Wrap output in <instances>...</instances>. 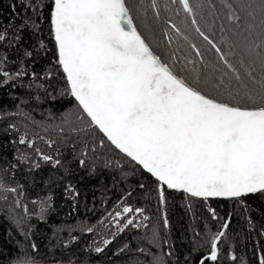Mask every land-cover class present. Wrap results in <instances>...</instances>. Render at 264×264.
<instances>
[{
    "label": "trees",
    "instance_id": "trees-1",
    "mask_svg": "<svg viewBox=\"0 0 264 264\" xmlns=\"http://www.w3.org/2000/svg\"><path fill=\"white\" fill-rule=\"evenodd\" d=\"M51 1L0 0V35L5 37L0 40V184L17 190L0 189V264L25 259L34 264H153L156 259L160 264H259L264 195L205 200L165 187L161 203L159 182L117 151L70 95L52 37ZM127 2L137 29L167 64L143 0ZM189 3L197 23L188 13L186 25L209 36L241 78L198 32L187 30V39L179 35L174 43L185 53V73L174 67L173 72L220 102L264 107V0ZM233 10L241 17L238 25L228 20ZM250 25L254 30L246 31ZM22 136L28 143L19 142ZM124 206L143 209L149 219L137 216L139 228L118 231L109 213ZM133 215L124 214L118 222L123 225ZM220 231L225 236L212 262L205 258ZM104 239L112 243L105 247ZM96 247L104 251L96 253Z\"/></svg>",
    "mask_w": 264,
    "mask_h": 264
},
{
    "label": "snow or ice",
    "instance_id": "snow-or-ice-1",
    "mask_svg": "<svg viewBox=\"0 0 264 264\" xmlns=\"http://www.w3.org/2000/svg\"><path fill=\"white\" fill-rule=\"evenodd\" d=\"M52 2L51 25L58 63L66 75L71 96L91 124L116 149L155 177L159 182L161 203L165 198V186L205 200L209 197L240 199L255 193L264 195V107L248 110L219 102L173 72L137 30L127 0ZM179 3L193 17L195 25V12L189 0H179ZM227 7L232 8L230 4ZM228 20L238 25L241 17L233 10ZM252 30L251 25L246 29ZM176 31L179 33L180 29ZM196 31L240 80L239 72L221 48L198 26ZM3 39L5 37L0 35V40ZM240 63L243 65V61ZM2 75L12 79L8 72ZM247 75L251 77L252 74L249 71ZM260 86L264 89V84ZM19 142L28 143L23 136ZM41 158L52 160L48 155ZM84 163L80 160L81 166ZM54 164L59 165L60 161L55 160ZM0 189L17 191L4 188L2 184ZM44 211L42 207L41 212ZM210 211L215 218V211ZM129 213L135 215L121 225L118 220ZM109 216L120 232L129 225L139 228L141 224L134 223L137 216H142L144 221L149 219L143 209L130 206H124L122 212L109 213ZM164 224L167 227L166 216ZM143 227L148 225L143 224ZM227 227L225 223L223 228ZM91 231L89 228L88 232ZM224 236V231L215 234L211 253L205 259L217 261V244ZM154 237L159 238L156 233ZM111 243L112 240H103L105 247ZM103 251L104 247L95 248L96 253ZM21 264L32 262L25 259ZM153 264H160L159 259ZM200 264H204V260ZM259 264H264V256Z\"/></svg>",
    "mask_w": 264,
    "mask_h": 264
},
{
    "label": "rangeland",
    "instance_id": "rangeland-1",
    "mask_svg": "<svg viewBox=\"0 0 264 264\" xmlns=\"http://www.w3.org/2000/svg\"><path fill=\"white\" fill-rule=\"evenodd\" d=\"M143 2L149 22L155 28L162 41L161 53L163 60L175 69H181L180 71L182 72L185 67L183 66L185 63V53L181 51L182 49L175 48V41L170 39L167 28L172 31L174 30L173 25H175L183 35H185L186 30L192 34H196L195 28H191L188 24L186 25V14L188 13L182 9L178 0L175 3L173 0H143ZM153 4H155V7H153ZM32 264H34L33 261Z\"/></svg>",
    "mask_w": 264,
    "mask_h": 264
},
{
    "label": "water",
    "instance_id": "water-1",
    "mask_svg": "<svg viewBox=\"0 0 264 264\" xmlns=\"http://www.w3.org/2000/svg\"><path fill=\"white\" fill-rule=\"evenodd\" d=\"M52 6H53V2L51 1V10H52ZM50 18H51V16H50ZM137 28V27H136ZM51 30H52V25H51ZM138 30V29H137ZM139 31V30H138ZM140 32V31H139ZM141 34V33H140ZM142 35V34H141ZM52 37H53V40H54V44H55V39H54V34H53V31H52ZM143 37V36H142ZM144 38V37H143ZM146 41V40H145ZM55 48H56V44H55ZM56 55H57V59H58V51H57V48H56ZM60 68H61V70H62V72H63V69H62V66H60ZM63 74H64V76H65V79H66V75H65V73L63 72ZM66 81H67V79H66ZM68 84V83H67ZM69 93H70V91H69ZM71 95V94H70ZM73 99L75 100V98L73 97ZM76 101V100H75ZM218 101V100H217ZM77 102V101H76ZM220 102V101H219ZM77 104H78V102H77ZM79 105V104H78ZM231 105V104H230ZM231 106H234V105H231ZM240 108H242V109H248V110H256V109H259V108H248V107H240ZM83 111V110H82ZM87 116V115H86ZM90 120V119H89ZM98 129V128H97ZM99 130V129H98ZM102 135H103V133H102ZM104 136V135H103ZM104 138L107 140V138L104 136ZM108 141V140H107ZM109 142V141H108ZM110 143V142H109ZM111 144V143H110ZM112 145V144H111ZM114 148H115V146L114 145H112ZM116 149V148H115ZM117 151H119L118 149H116ZM120 152V151H119ZM120 153H122V152H120ZM123 155H125L124 153H122ZM126 156V155H125ZM126 157H128V156H126ZM129 158V157H128ZM130 159V158H129ZM131 160V159H130ZM133 162H135V161H133ZM136 163V162H135ZM137 164V163H136ZM141 169H143L142 168V166H140L139 164H137ZM144 170V169H143ZM146 173H148L146 170H144ZM149 175H151L150 173H148ZM152 176V175H151ZM153 177V176H152ZM154 179H155V177H153ZM156 180V179H155ZM157 181V180H156ZM166 187V186H165ZM167 188V187H166ZM168 190H174V189H168ZM174 191H179V192H183V191H180V190H174ZM184 193V192H183ZM189 195V194H188ZM250 195V194H249ZM196 198H199V197H196ZM207 199H230V198H223V197H209V198H207Z\"/></svg>",
    "mask_w": 264,
    "mask_h": 264
},
{
    "label": "flooded vegetation",
    "instance_id": "flooded-vegetation-1",
    "mask_svg": "<svg viewBox=\"0 0 264 264\" xmlns=\"http://www.w3.org/2000/svg\"><path fill=\"white\" fill-rule=\"evenodd\" d=\"M179 1V0H178ZM181 7H182V9L184 10V8H183V6H182V4H181ZM185 11V10H184ZM174 30L176 31V28H174ZM174 30H168V28H167V31H168V33H169V37H170V39H172L173 41H177V38L179 37V35H182V37H183V39L185 40V35H183V33L182 34H180V32L179 33H176V32H174ZM175 34H177V35H175ZM168 36H167V38H169ZM169 40V39H168ZM169 68H171L172 69V71L174 70L173 69V66H171V65H169V64H166ZM184 73H185V69H184Z\"/></svg>",
    "mask_w": 264,
    "mask_h": 264
}]
</instances>
